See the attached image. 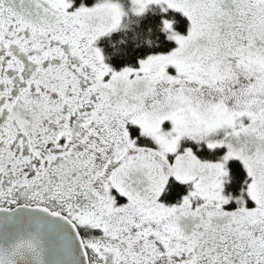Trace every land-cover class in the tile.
<instances>
[{"label": "snow or ice", "instance_id": "snow-or-ice-1", "mask_svg": "<svg viewBox=\"0 0 264 264\" xmlns=\"http://www.w3.org/2000/svg\"><path fill=\"white\" fill-rule=\"evenodd\" d=\"M0 264H264V0H0Z\"/></svg>", "mask_w": 264, "mask_h": 264}]
</instances>
